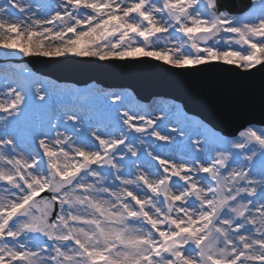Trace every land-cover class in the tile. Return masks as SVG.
<instances>
[{"label":"snow or ice","instance_id":"1","mask_svg":"<svg viewBox=\"0 0 264 264\" xmlns=\"http://www.w3.org/2000/svg\"><path fill=\"white\" fill-rule=\"evenodd\" d=\"M0 13L66 26L74 46L42 51L51 58L264 73V0H0ZM97 33L135 46L81 52ZM41 34L0 40V264H264V165L235 166L250 143L264 155V130L229 136L177 100L69 87L13 63L41 54L30 46ZM173 41L189 55L173 58Z\"/></svg>","mask_w":264,"mask_h":264},{"label":"bare ground","instance_id":"2","mask_svg":"<svg viewBox=\"0 0 264 264\" xmlns=\"http://www.w3.org/2000/svg\"><path fill=\"white\" fill-rule=\"evenodd\" d=\"M9 16H10V14L0 13V19L1 18L7 19ZM5 23H7V21H5ZM28 26H29V24L25 25V27H28ZM32 30H34L35 32L39 31L40 33H42L41 28L40 29H37L35 27V25L32 26ZM51 31L54 32V28ZM29 37L30 36H28L26 39H29ZM101 38H102V36H101L100 33H97L96 36L90 37L88 39V41H86L84 43L83 47L81 48V51H83V50L84 51H93V50L95 51V50H98V49L100 51L104 52V53L106 51H110V49L108 47H106V46L100 45V47H99L98 43H99V40ZM117 42H120V41H117L116 40L113 43H117ZM30 46L31 47L44 48L43 50L49 51L50 49L70 48V47H73L74 45H72L71 43H69V40L67 38H65V37H62V39H55L52 36L45 37V34H41L39 36H35V37L32 38V43L30 44ZM169 46L173 47L174 46V43H170ZM184 46L185 47H188V45H184Z\"/></svg>","mask_w":264,"mask_h":264},{"label":"rangeland","instance_id":"3","mask_svg":"<svg viewBox=\"0 0 264 264\" xmlns=\"http://www.w3.org/2000/svg\"><path fill=\"white\" fill-rule=\"evenodd\" d=\"M8 39H11V40H15L14 39V37H9L8 36V31L7 30H5V29H0V40H8ZM103 39L104 38H102V41H103ZM28 39H25V40H23V41H20L21 43H24L25 41H27ZM158 43V41L155 39V38H153L151 41H149L148 43H150L151 45H153V46H156L155 45V43ZM32 43V42H31ZM30 43V44H31ZM33 48H35V47H33ZM39 48V47H38ZM41 50H43L44 48H40ZM52 50H54V49H50L49 51H52ZM130 50V49H129ZM181 50V49H180ZM179 50V51H180ZM96 51V50H95ZM173 53H170V55L171 56H173V58H181V57H184L185 56V53H176V52H174V51H172ZM75 55V54H74ZM176 55V56H175ZM21 59H23V58H25V57H20ZM230 59H231V57H230ZM24 60V59H23ZM237 62H239V61H237ZM0 63H3V62H0ZM16 63H26V62H16ZM28 64V63H27ZM57 81V80H56ZM67 86H69V87H74V86H71V85H67ZM255 130V129H254ZM119 135V134H118ZM147 145L149 146V147H152L153 149H155V150H157L158 149V147H166V146H163V145H161V144H159V143H156V142H154V141H152L151 139H148L147 140ZM247 149L249 150V154L251 155V156H253V160L252 161H256L257 162V166L258 167H256L255 169H253V175H256L259 171H260V169H261V166L262 165H264V155H261L260 154V152H261V149H260V146L259 145H257V144H255V143H250L249 145H248V147H247ZM163 152H167L166 150L165 151H163ZM248 154V155H249ZM250 163V162H249ZM235 166H237V163L235 164ZM247 165L245 164V169H247Z\"/></svg>","mask_w":264,"mask_h":264}]
</instances>
